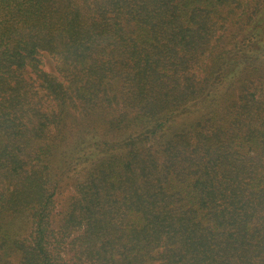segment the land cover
Returning a JSON list of instances; mask_svg holds the SVG:
<instances>
[{
	"label": "trees",
	"instance_id": "16d2710c",
	"mask_svg": "<svg viewBox=\"0 0 264 264\" xmlns=\"http://www.w3.org/2000/svg\"><path fill=\"white\" fill-rule=\"evenodd\" d=\"M0 264H264V0H0Z\"/></svg>",
	"mask_w": 264,
	"mask_h": 264
},
{
	"label": "rangeland",
	"instance_id": "374dc122",
	"mask_svg": "<svg viewBox=\"0 0 264 264\" xmlns=\"http://www.w3.org/2000/svg\"><path fill=\"white\" fill-rule=\"evenodd\" d=\"M45 65H46V67L55 71L56 59L49 53H46ZM72 190H73V187L71 185H69L67 188H65V190H63V193H64V195H67V194L72 193L71 192ZM26 232H30V229H27Z\"/></svg>",
	"mask_w": 264,
	"mask_h": 264
}]
</instances>
